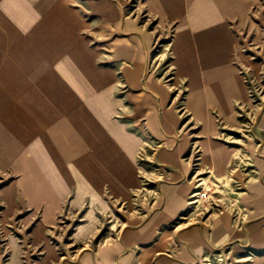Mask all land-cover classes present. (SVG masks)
<instances>
[{"label": "crops", "instance_id": "0c3cea01", "mask_svg": "<svg viewBox=\"0 0 264 264\" xmlns=\"http://www.w3.org/2000/svg\"><path fill=\"white\" fill-rule=\"evenodd\" d=\"M146 1L171 31L170 84L150 68L151 37L119 0H0V171L15 177L0 199L9 215L40 210L45 239L67 207L132 199L146 154L163 178V207L76 264H196L230 244L235 264H264V102L243 124L256 115L247 74L264 63L243 49L264 53V0ZM241 130L245 147L227 139ZM205 172L246 181L244 231L230 217L206 231L167 230Z\"/></svg>", "mask_w": 264, "mask_h": 264}, {"label": "rangeland", "instance_id": "374dc122", "mask_svg": "<svg viewBox=\"0 0 264 264\" xmlns=\"http://www.w3.org/2000/svg\"><path fill=\"white\" fill-rule=\"evenodd\" d=\"M119 2L126 18L142 26L144 36L151 37L150 68L156 70L160 77L166 74L164 81L170 84L167 75L170 72L168 64L171 55L167 43L171 39V31L157 26L158 18L150 13L146 0H119ZM243 50L245 54L253 56L251 59L254 62H262L264 59L261 48L250 45ZM247 79L249 87H259L263 92L257 93L256 98L252 99L256 115L254 116L255 113L251 114L250 111L244 114L243 124L246 127L250 122L257 121L258 110L264 102V63H260V69L256 72L249 70ZM246 135V132L242 131L237 136H227V139L239 145L237 147H245L250 141ZM145 156L146 154L138 163L143 169L142 188L133 195L132 199L127 203L112 202L109 208L90 209L91 218L86 217L90 211L88 207L75 211L67 207L57 223L47 230L45 239H40L36 230L41 221L40 210L17 207L9 215V209L2 201L3 198L0 199V264H76L88 253H97L102 247L114 243L124 227L129 230L146 224L152 214L163 207L164 199L160 188L163 178H160V173L152 167L150 160ZM199 163V158L193 162V171L196 175ZM14 178L11 173L0 171V189L7 187ZM236 179L230 176L221 180L207 172L198 176L194 180L196 187L194 192L201 191L204 187L209 194V200L194 205L189 204L187 211L168 225L167 230L181 234L186 232V227L187 229L197 227L206 231L214 227L215 221L230 217L235 229L244 231L251 221L249 209L242 206L248 186L245 180ZM199 183L202 186L199 187ZM93 220L97 221V224L87 225ZM88 226L95 228V234L91 238L85 237L93 231L87 230ZM80 229H85L86 232L78 233ZM181 242L180 239L174 241L179 246ZM149 245L142 244L136 249ZM232 247V244L211 247L204 262L199 261L196 264H235L236 257L231 253Z\"/></svg>", "mask_w": 264, "mask_h": 264}, {"label": "built area", "instance_id": "2783aa9c", "mask_svg": "<svg viewBox=\"0 0 264 264\" xmlns=\"http://www.w3.org/2000/svg\"><path fill=\"white\" fill-rule=\"evenodd\" d=\"M247 82L249 83L248 80H247ZM249 89H250L251 99L256 98L257 93L263 92L262 89H260L259 87L256 88V87L250 86ZM200 185H201V183H199L198 186L200 187ZM207 200H209V194H208V192L205 191V189L203 187L201 189V191H197V192L192 193V195L190 197L189 204L194 205V204H196L195 202H201V201H207Z\"/></svg>", "mask_w": 264, "mask_h": 264}, {"label": "bare ground", "instance_id": "6f19581e", "mask_svg": "<svg viewBox=\"0 0 264 264\" xmlns=\"http://www.w3.org/2000/svg\"><path fill=\"white\" fill-rule=\"evenodd\" d=\"M201 185H202V184H201ZM201 185H200V186H201ZM195 203H198V202H195Z\"/></svg>", "mask_w": 264, "mask_h": 264}]
</instances>
